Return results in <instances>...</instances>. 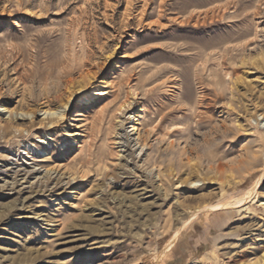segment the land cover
Segmentation results:
<instances>
[{
  "label": "rangeland",
  "instance_id": "1",
  "mask_svg": "<svg viewBox=\"0 0 264 264\" xmlns=\"http://www.w3.org/2000/svg\"><path fill=\"white\" fill-rule=\"evenodd\" d=\"M0 106V264H264V0H0Z\"/></svg>",
  "mask_w": 264,
  "mask_h": 264
},
{
  "label": "bare ground",
  "instance_id": "2",
  "mask_svg": "<svg viewBox=\"0 0 264 264\" xmlns=\"http://www.w3.org/2000/svg\"><path fill=\"white\" fill-rule=\"evenodd\" d=\"M95 92H96V90H95ZM0 109H2V106H0ZM3 110V109H2ZM1 113V112H0ZM45 115L47 116H53V115H56L57 117H62V114L61 113H58V114H49V113H45ZM20 116H22V117H28V115H24V114H21ZM263 126H264V124H263ZM241 202V201H240ZM239 202V203H240ZM227 205V204H226ZM223 205H219V207H222ZM224 206H225V204H224ZM215 208V207H214ZM216 209V208H215Z\"/></svg>",
  "mask_w": 264,
  "mask_h": 264
}]
</instances>
